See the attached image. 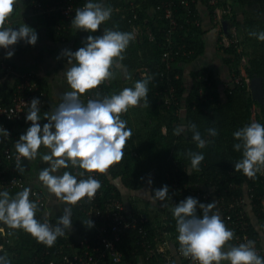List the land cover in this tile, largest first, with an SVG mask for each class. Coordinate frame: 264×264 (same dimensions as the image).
Here are the masks:
<instances>
[{
	"label": "trees",
	"instance_id": "16d2710c",
	"mask_svg": "<svg viewBox=\"0 0 264 264\" xmlns=\"http://www.w3.org/2000/svg\"><path fill=\"white\" fill-rule=\"evenodd\" d=\"M21 1L27 6L33 5V0ZM53 1L42 0L44 4H50ZM80 2L85 4L87 0H80ZM169 2H174L176 5L175 17L178 18V26L176 28H171L170 20L165 15L164 5H167ZM109 3L113 11L111 18L107 21V28L133 33L134 30L138 31V35H135V40L130 42L124 53L125 59L121 61L122 65L129 73H135V82L148 76L152 77V80L148 84L149 106H142L141 109V114L145 115L144 123L149 129L143 134L145 142L140 145L138 151L141 155H146L145 160L153 162V165L145 173V176L143 175L142 179L139 166L132 163L129 154L124 150L123 160L111 167V177L113 179L121 177L126 187L137 190L142 188L144 186L143 183L150 177V174H153L152 194L154 195L155 190L167 185L169 197L166 201H172L174 207L187 197H193L191 190L193 187L197 194L204 193L203 191H205L200 187L198 189L197 186L210 187L214 191L220 212L222 213V220L226 227L230 229V222L227 220V216L230 214L233 221L238 222V224H246L245 234L261 249L259 232L252 224L244 208L241 205H236L242 198H245L246 188L252 212L260 223V229L263 230L261 222L264 221L262 206L264 191L260 179H258L257 175L255 179H250L242 171H235L234 168L235 163L242 159V151L238 152L234 149L233 145L239 141L234 138L233 133L251 124L253 107L257 106L261 109L259 123L264 125V105L253 101L250 89L245 82L246 78L236 67L241 60V55L233 48L225 52L226 58L224 62L226 66H229L230 71V81L223 95L225 101L217 90L213 71L207 68L193 73L191 91L185 96L186 88L181 70H170L168 72L169 78L166 74V78L161 76V73L165 71L162 54L168 48V36L171 42L175 44L173 64L192 63L204 53V43L201 39L202 31L200 27L192 24V21L198 18L195 6L196 0L191 4L190 16H188L186 10L178 7L179 0H132L129 3L126 0H109ZM208 8L213 18L214 6L208 4ZM149 9H155V15L151 16L148 13ZM46 18L48 28L54 39L60 41L69 39V22L63 20L59 14L47 15ZM187 19L190 23L187 22ZM260 23L258 21L246 22L245 34L251 40L254 49L250 54L245 49L242 53L245 52L249 60L246 72L248 79H252L257 75L262 77L264 82V41H259L255 37L249 36V32L251 31H264V21L261 23L263 26H258ZM168 31H171V33L167 34ZM149 33L154 36V41L150 40ZM222 34H224L223 29L219 32L218 42ZM241 44L243 45V40H241ZM27 45L26 42L20 41L13 46V51H21ZM176 46H178V49L181 47L178 55H175L177 51ZM114 71V79L106 81L98 88L85 93L86 102L89 99H103L105 96L119 94L120 85L117 80V74L119 73L117 69H114ZM145 71H148V74L143 76ZM237 79H239V82H236ZM134 85L132 88H134ZM171 86L174 88V102L168 108L164 102L165 96ZM13 92L14 86L9 89L8 93L0 94V104H10ZM6 95L10 96L9 100L6 98L8 97ZM183 98L186 108L187 132L186 134L174 135V129L180 125V118L177 113ZM193 123L197 126V130L200 131L202 138L209 141L203 149L198 148L196 142L192 140V131L189 130L188 126ZM17 124L19 123L8 122L7 127L8 129H12ZM209 128H215L218 135L215 137L210 136L207 132ZM165 130L167 133L163 134ZM17 140L18 138L12 135L9 141H7L4 139V134L0 133V163L8 169L9 177L16 175L23 176L17 168V162L8 161L4 155L6 149L16 151L15 143ZM189 152H199L204 155L205 159L202 161L199 171L192 169V173L188 172V168H191L190 157L187 155ZM173 161L178 166H174ZM76 169L70 166L68 169H64V171H70L75 175ZM138 179L140 181H137ZM102 180L103 183L100 190L103 192L104 198H108L114 193L117 198L121 199L118 189L110 184L105 174H102ZM189 185L192 186L188 188ZM105 186L106 189H104ZM7 191L11 197H14L17 193V190ZM198 201L203 204L214 202L213 197L206 199L203 196H200ZM230 205L234 206L235 211L228 212ZM86 206L87 204L84 203L75 208L73 215V223L78 227L81 239L94 237V231L92 227L87 226V218L83 212ZM137 214L138 216H142L139 213ZM197 214L202 216V210L198 208ZM42 216V213L39 212L36 215V219ZM39 220L43 223L44 219ZM142 224L148 232L149 242L152 245L151 248L146 249L143 247L138 230L131 229L120 245V250L124 255L123 261L121 263L108 261L105 264H129L135 256L147 257V264H163L160 253L155 250L154 241L156 238L163 237L164 232L171 234L167 238H171L170 240L174 242L175 247L179 248L177 237L173 238L172 236L176 233L178 235L173 210L167 214V218L164 221L156 225H153L148 220L143 221ZM0 225L6 231L11 230L10 232L12 233L5 238L0 237V245H3L0 256H7L11 264H24L25 262L29 263L32 260L38 259L44 260V263L47 264L50 260V255H53L54 250H57L65 241L63 237H58L54 246L47 247L37 242L35 238L23 229L12 230L2 223ZM65 232L67 233L66 230ZM243 233L239 232V234ZM237 234L238 232L235 233L234 239L229 242L231 245L235 244ZM7 239L9 243L6 242ZM69 240L77 242L71 236ZM47 251L50 254L44 255ZM261 257H264V252Z\"/></svg>",
	"mask_w": 264,
	"mask_h": 264
},
{
	"label": "clouds",
	"instance_id": "9594fccd",
	"mask_svg": "<svg viewBox=\"0 0 264 264\" xmlns=\"http://www.w3.org/2000/svg\"><path fill=\"white\" fill-rule=\"evenodd\" d=\"M20 0H0V48L10 49L20 41L35 46L38 34L27 24L22 23L17 29L6 27V22L14 12ZM112 8L106 7L102 0H87L77 8L71 26L89 33L97 32L101 25L111 18ZM249 36L264 41V31L249 32ZM135 40L133 32L105 28L102 35H88L84 46L77 51L63 50L62 55L68 58L71 65L64 73L71 91L62 94L61 103L51 112H45L43 118L48 121L41 127L40 100L33 98L26 113V121L31 126L25 134L20 135L15 143L19 157L34 161L39 157L48 166L38 173V180L50 194L66 205H76L85 197L90 202L94 199L101 182L85 173L106 174L115 164L124 158V149L132 130L127 128V121L121 115L130 108L149 106L148 76L135 82L134 88L125 87L119 94L105 96L103 99H89L85 104L81 100L88 91L98 88L106 81L115 78L114 69H123L121 61L131 41ZM13 50L6 51L5 58H11ZM75 61V62H73ZM131 79V76L127 77ZM143 102V104H142ZM192 131V140L198 148L203 149L209 141L202 138L197 126H188ZM185 131L183 126L174 129V135ZM210 136L218 135L215 128L207 129ZM0 133L9 136L6 129L0 126ZM239 141L233 145L242 159L235 163V171L255 179L257 173L264 169V125L253 122L233 133ZM47 149L41 153L40 149ZM191 169L199 171L204 155L189 152ZM82 169L75 175L70 171L60 174V169L69 167ZM17 168L22 173L24 167L17 161ZM143 179V178H142ZM152 183L151 180L148 181ZM31 189L25 187L14 197L7 190L0 191V223L12 230L23 229L37 242L47 247L55 245L57 238L65 235V230L72 227L71 207L63 209V215L55 226L47 221L41 223L36 219L39 211L38 199L30 200ZM169 197L167 185L155 190L153 202L165 201ZM198 208L202 216L198 215ZM216 202L203 204L198 199L187 197L173 209L176 219L177 240L180 251L185 258L196 264H264L255 250L254 242L248 241L238 245L229 242L235 233L228 229L218 212H213ZM47 215V214H45ZM88 227L93 226L89 219ZM0 227V235H11ZM0 264H11L7 256H0Z\"/></svg>",
	"mask_w": 264,
	"mask_h": 264
},
{
	"label": "crops",
	"instance_id": "0c3cea01",
	"mask_svg": "<svg viewBox=\"0 0 264 264\" xmlns=\"http://www.w3.org/2000/svg\"><path fill=\"white\" fill-rule=\"evenodd\" d=\"M126 1L129 3L132 0ZM212 1H216L219 8L230 11V17H224L223 20H227L229 22V26H234L240 30L244 43L243 45L248 47L249 54L253 52L254 48L251 40L245 34V24L248 21H258L261 23L264 21V0H196L195 6L197 17L200 21V29L202 31L201 39L204 43V53L192 63H176L173 65V69L182 71V78L186 88L185 96L191 91L193 73L201 69L207 68L213 71L217 90L222 98L224 90L230 81V71L224 62L226 55L219 51L218 45L219 30L220 27H222V24L214 21L208 8V4H211ZM102 2L106 7H110L109 0H102ZM148 13L153 16L156 12L155 9H149ZM22 23L27 24L35 30L38 34V40L35 46L28 44L23 47L21 51H14V55L10 59L5 58V60L10 64L12 72L7 77L0 74V94H4L5 92L8 93L9 89L14 86L16 78L20 74L25 72L33 74L40 82L42 88L47 92L49 99V109L40 113L42 118L38 123H40L42 127L44 123H48V121L43 118L44 113H51L61 103L62 94L66 91L72 90L67 84L66 76L64 75L71 65L68 64V58L62 55L63 50L67 49L75 52L80 47L84 46V41H86L88 35H102L103 30L107 28V21L102 24L100 29L95 33L77 30L70 25L69 39L60 41L52 37L51 31L48 28L46 16L41 12L36 11L32 6H27L20 1V4L14 8V12L10 19L6 22L5 26L12 27L15 30ZM261 23L258 26H263ZM0 59L3 58L1 57ZM117 71L119 73L117 74L119 85L124 82L121 81L120 75L125 77L126 73L127 75L129 74L131 76H135V73H129L125 67L123 69H117ZM6 96H8L6 98L9 100L10 96ZM224 99L225 98H223V100ZM81 100L85 104L87 103L85 94L81 96ZM178 112H180L179 114L182 125H184V122L186 124V108L184 98L180 103ZM30 126L31 122L28 124L19 123L12 128L13 133L19 139L20 135L25 134ZM47 151L48 150L43 148V146L40 149L41 153H46ZM21 166L24 167L22 174L27 187L31 190H40L46 199V207L43 212H41L43 217L57 224V220L63 215V209L66 206L71 207L72 227L70 230L66 231L71 237L79 240L81 235L78 231V227H76L73 223V215L75 208L84 204L83 200L76 205H66L63 201L58 200L54 194H50L42 185V182L38 180L39 171L48 166L39 157H37L34 161H28L23 158L21 160ZM110 170L111 168L105 174L106 178L110 181V184L113 187L118 189L127 214H137L138 212H135V209L139 210L140 208H144V212L140 213V215L154 225V217H156V215L153 214V206L156 202H153L152 199L154 196L152 194L153 183H148V181L151 180V177L143 183L144 186L142 188L132 190L125 186L121 177L113 179L110 175ZM63 172L64 169H60V174ZM100 175L102 176V174ZM137 181L140 180L138 179ZM142 204H144V206ZM148 208L149 210L147 212L146 209ZM250 209L252 211V207H250ZM214 212H218L221 217L222 213L220 212L219 207H216ZM252 216L253 217L249 216V218L256 230L259 232L260 245L264 252V230L260 229V223L255 215L253 214ZM154 242L156 244V250L160 252L163 264H182L181 259L177 256L174 242L163 237L156 238ZM146 260L147 257L144 258V256H135L129 264H147Z\"/></svg>",
	"mask_w": 264,
	"mask_h": 264
},
{
	"label": "built area",
	"instance_id": "2783aa9c",
	"mask_svg": "<svg viewBox=\"0 0 264 264\" xmlns=\"http://www.w3.org/2000/svg\"><path fill=\"white\" fill-rule=\"evenodd\" d=\"M21 1V0H20ZM194 3V0H179V6L183 10L188 12V16L191 15V4ZM84 3H81L80 0H54L50 4L44 5L42 0H34L32 7L36 10L47 15L59 14L63 20L69 22L71 25V20L74 17L75 11L77 8L83 7ZM211 5L214 6V15L213 19L216 23H221L224 21V17H230V11L221 9L218 7L216 1H212ZM166 18L170 20L171 28H176L178 26V18L175 17L176 5L174 2H169L167 5H164ZM196 17V16H195ZM223 20V21H222ZM187 22L188 19H187ZM190 23V22H189ZM192 24L200 27L199 19L195 18L192 21ZM66 28V26H65ZM223 29L220 27V30ZM219 30V32H220ZM224 32V31H223ZM135 35H138V31L134 30ZM171 31H168L167 34H170ZM149 38L151 41H154V36L149 33ZM168 36V48L162 54L163 62H164V70L161 73L163 78H166L169 74L168 72L173 69V61H174V46L175 44L171 42ZM219 51L225 54L227 50L235 49L237 53L241 55V59H243V50L240 47L241 39L239 38L238 29L234 26H229L228 32L222 34L220 36V41L218 43ZM175 52V55L179 54V50L181 47ZM175 47V48H176ZM13 50V46L8 49ZM3 48H0V56L3 59H0V74L4 76H9L12 72V68L10 64L5 60L6 51ZM0 57V58H1ZM166 74V76H165ZM146 76V74H143ZM246 84L249 86L250 82L247 77H245ZM239 79H237L236 82ZM249 83V84H248ZM33 98H38L40 100V113L49 109V99L47 92L42 88L38 79L31 73L25 72L20 74L16 81L14 82V92L12 94L11 103L8 105L0 104V126L6 129L9 133V136L4 135V139L9 141L10 136L14 135L13 129H8V122H16V123H30L26 121V113L29 110L30 102ZM174 88L171 86L165 96L164 104L168 106V108L174 102ZM1 101V99H0ZM4 155L8 161L17 162L18 160H22L23 157H19L16 151L12 149H6L4 151ZM78 171H83L82 169H76V173ZM89 175L93 176V178L99 180L101 185L103 183L102 176L99 173H85L84 177H78L79 179H86ZM26 185V181L22 175L16 176H8V169L5 168L2 163H0V190H17L22 191ZM103 192L99 189L96 193L94 199L90 202L87 200V197L83 199V203H86L87 206L84 209V214L87 218V222L89 219L93 222L92 229L94 231L93 238H85L79 239L77 242L68 241L70 239V235L65 232V235L62 236L64 238V244L60 245L57 250H54L53 255H50V260L47 264H105L108 261L113 263H121L124 259L123 252L120 250V245L123 243V239L131 229H137L139 234L141 235L142 246L146 249L151 248V243L149 242V236L146 228L143 226V221L146 219L143 216H135L129 215L126 212L124 203L121 199L117 198L114 193L108 198H104ZM201 195V194H200ZM202 196L206 199L210 198L209 194H202ZM38 199L39 204L38 208L39 212H43L46 207V199L43 193L40 190L34 189L31 190L30 200L36 201ZM244 200L242 198L236 205L244 208ZM250 201V200H249ZM218 205V204H217ZM251 207V203L249 204ZM263 212H264V199L262 200ZM219 207V206H218ZM234 206L230 205L228 212H233ZM36 214V215H37ZM222 217V214H221ZM39 219H44L43 222L47 221L50 225L55 226L56 224L50 220H47L43 216ZM38 219V220H39ZM227 220H229V227L234 233L238 232V236L235 237V244L238 245L240 243H246L248 241H252L246 232V227L244 224H238L232 220L231 215L227 216ZM40 221V220H39ZM261 226L264 230V221L261 222ZM0 227H3L0 225ZM4 228V227H3ZM11 230L5 229V232H10ZM239 232H244L243 234H239ZM165 238L170 237L171 234L168 232H164ZM163 236V238H164ZM1 238L7 237V235H0ZM171 238H167L170 240ZM9 243V240H6ZM175 245V244H174ZM155 250H156V244ZM255 250L258 252L260 256L263 254V250L258 248V246L254 243ZM3 250V245H0V252ZM157 251V250H156ZM160 253L159 251H157ZM177 256L181 259L182 264H196V262L192 261L190 258H185L180 251L179 248H176ZM50 252L47 251L44 255H49ZM24 264H46L44 260H32L29 263Z\"/></svg>",
	"mask_w": 264,
	"mask_h": 264
},
{
	"label": "rangeland",
	"instance_id": "374dc122",
	"mask_svg": "<svg viewBox=\"0 0 264 264\" xmlns=\"http://www.w3.org/2000/svg\"><path fill=\"white\" fill-rule=\"evenodd\" d=\"M238 33H239V38L242 40V35H241L240 30H238ZM241 48H242V50L245 49L246 52L248 51V47L246 45H242L240 47V49ZM221 53H222V51H221ZM243 55H244L243 59H241L239 61V63L236 65V67H237L238 71L241 72V74L244 77L248 78V75L246 74V72L248 70L249 60H248V56L245 52L243 53ZM227 67L229 69V66H227ZM144 74H148V71H145ZM120 76H121V81H124L119 86L120 91H122L125 87H133L134 82H135V76H131L129 74L127 75L126 73H125V77H123L122 75H120ZM128 76H131V79H128L127 78ZM143 76H145V75H143ZM249 81H251V79H249ZM249 86H250V84H249ZM141 109H142V106L130 108L127 113H124L121 115V119L127 121V128H130L132 130V136L128 139L124 150H126L127 153L129 154V157L131 158L132 163L139 166L140 173L142 174L141 177L143 178V175L145 176V173H147L149 171V168L153 165V162H151V161L149 162V161L145 160L144 158H146V155L145 154L141 155L138 151L140 149V145L144 144L143 142H145V138L143 137V134H145L146 131L149 129V127L146 126L144 123V121H145L144 116L145 115L141 114ZM179 113L180 112H178V115L180 118ZM260 115H261V109L257 106L253 107L251 123H253V122L259 123ZM180 126H183L185 128V131L183 133L186 134L187 129H186L185 122H184V125H182L181 120H180L179 127ZM166 133H167V131L165 130V132H163V134H166ZM173 163H174V166H178V164L175 161H173ZM188 172L192 173V169L188 168ZM153 176H154L153 174H150L151 180H152ZM141 177L139 176L140 180H141ZM257 177H258V179H260V183L262 184V186H263L262 189L264 191V169H262L261 172L257 173ZM191 186L192 185H189L188 188H190ZM197 187H198V189L200 187L202 190H205V191H203L204 193H201V195H200V194H197V192L195 191V189L193 187L191 189L192 194H193V198H196L199 200V198H200V196H202V194H209V197L210 196H211V198L213 197V200H214V202H216V205L218 204V201L215 197V194H214V191L212 188H210V187H209L210 189L205 188L201 185H199ZM104 189H106V186L104 187ZM245 193H246V195H245V200H244V202H245L244 203V211L246 213H248V216L253 217L252 216L253 212L251 211L250 206H249L250 201H249V197H248V190L246 188H245ZM263 196H264V194H263ZM263 199H264V197H263ZM142 205L144 206V204H142ZM153 207H154L153 208V214L156 215V217H154V224L155 225L161 221H164L165 218H167V214L174 209L172 201L168 202L166 200L165 201H156V204ZM143 209L144 208H140L139 210L135 209V212L137 211L140 214L141 212L144 211ZM148 210H149V208L146 209L147 212H148ZM129 215L138 216V214H136V213L135 214H129ZM172 236H173V238H176L178 235L176 233L175 235H172ZM224 264H227V262H224Z\"/></svg>",
	"mask_w": 264,
	"mask_h": 264
},
{
	"label": "water",
	"instance_id": "95a60500",
	"mask_svg": "<svg viewBox=\"0 0 264 264\" xmlns=\"http://www.w3.org/2000/svg\"><path fill=\"white\" fill-rule=\"evenodd\" d=\"M222 28L225 33L228 32L229 22L224 20L222 22ZM253 101L264 105V82L262 77L255 75L250 82L249 86Z\"/></svg>",
	"mask_w": 264,
	"mask_h": 264
}]
</instances>
